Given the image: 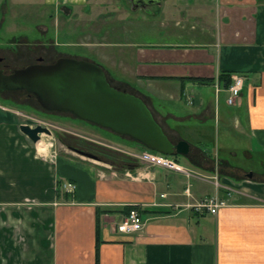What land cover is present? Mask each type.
Masks as SVG:
<instances>
[{
	"label": "crops",
	"instance_id": "1",
	"mask_svg": "<svg viewBox=\"0 0 264 264\" xmlns=\"http://www.w3.org/2000/svg\"><path fill=\"white\" fill-rule=\"evenodd\" d=\"M43 1L51 13L55 7L69 17L78 9L95 22L96 39L79 42L93 46L108 82L140 97L167 137L190 149L174 157L177 169L120 147L128 163L66 151L44 157L0 112V264H264V155L252 171L214 155L208 95L212 88L218 108L225 105L218 75H242L235 106L249 148H241L246 157L254 144L264 151V0H119L111 10L103 0ZM154 4L180 28L139 29L127 16L125 6ZM190 177L196 181L188 186ZM213 196L224 201L215 213L196 206ZM131 207L140 210L142 228L117 231Z\"/></svg>",
	"mask_w": 264,
	"mask_h": 264
},
{
	"label": "rangeland",
	"instance_id": "2",
	"mask_svg": "<svg viewBox=\"0 0 264 264\" xmlns=\"http://www.w3.org/2000/svg\"><path fill=\"white\" fill-rule=\"evenodd\" d=\"M114 1L118 2L119 0H103L106 2L105 10L114 9L116 7ZM64 3H68V0H56L55 6ZM150 7L149 9L130 10L125 6L126 11L128 10L127 16L133 17L132 19L139 29H160L166 24L169 25L168 28H180L174 24L177 20L175 15H171V18L160 13L159 6L156 4ZM52 8L55 13L50 12L51 9L47 4H44L43 0H0V70L8 73L14 68L25 67L29 64L52 63L59 57L86 60L89 58V61L98 64L99 61L94 59L96 55L92 49L93 46L79 42L82 38L85 40H89L88 37L90 40L96 39L93 35L96 32L95 22L89 24L82 15L77 14L78 9L68 17V14L63 13L61 9ZM105 10L99 12L98 7L99 13L106 14ZM95 11L91 15L88 13L92 19L95 16ZM165 18H168V21H163L166 20ZM190 24L185 22L187 26ZM84 31H86L84 36H80ZM114 33L111 31L108 37H112ZM222 94L227 102L229 93ZM208 95L211 106L216 107L215 111L212 108L209 115L210 122L214 124L216 130L218 129V136L212 144L215 146L214 155L216 157L218 155L219 158L226 157L233 166H240L250 171L261 169L260 155H264V151L258 150V146L254 144L250 148L252 157H246L243 154L241 147L249 148V141H247L249 138L242 133L244 127L237 125L240 117L237 114L238 106H235V103L224 105L221 101L218 108L212 88L209 89ZM0 112L10 116L9 122L17 134L24 135L19 129L20 124H29L32 127L40 124L49 128L51 134L42 133L39 139L41 140L40 144L50 143L46 151H38L40 148L37 145L38 142H33V147L40 156L52 157L55 155V151L57 153L66 151L77 153L76 155H81L83 158L97 163L118 165L128 163V159L126 156L125 159L124 155L114 147L130 151L144 149L138 140L129 135L116 133L109 128L81 119L69 111L47 110L38 103L33 94L26 90L0 91ZM213 112H215V118L219 112V121H214ZM29 141L31 140L29 139ZM224 146H232L235 153L228 154L225 152ZM71 147L91 152L96 155V158L82 155ZM195 181L194 177L188 178V186L190 182L195 183Z\"/></svg>",
	"mask_w": 264,
	"mask_h": 264
},
{
	"label": "water",
	"instance_id": "3",
	"mask_svg": "<svg viewBox=\"0 0 264 264\" xmlns=\"http://www.w3.org/2000/svg\"><path fill=\"white\" fill-rule=\"evenodd\" d=\"M160 0H132L133 6ZM26 90L47 110L69 111L77 117L112 131L133 137L147 148L163 154L186 153L185 140L173 143L154 119L145 102L137 95L112 86L98 64L72 57H59L52 63H35L0 70V91ZM20 131L32 142L42 133L51 134L43 125L20 124ZM89 158L90 152L72 148Z\"/></svg>",
	"mask_w": 264,
	"mask_h": 264
},
{
	"label": "built area",
	"instance_id": "4",
	"mask_svg": "<svg viewBox=\"0 0 264 264\" xmlns=\"http://www.w3.org/2000/svg\"><path fill=\"white\" fill-rule=\"evenodd\" d=\"M243 86V77L239 74H233L231 76V83L227 88L229 96L227 97L228 104L236 103V99L240 95L241 88ZM133 156L137 157L140 161L151 164L158 165L167 168H179V166L168 157L152 152L150 150H144L139 153H131ZM63 187L67 191L73 192L75 189V184L71 181H65ZM224 201L220 200L218 197L213 196L211 198H205L201 202L197 203L196 206L200 208H206L211 213H215L219 206L223 205ZM143 226V220L141 213L135 207L131 208L123 219L116 224V229L122 233H132L140 230Z\"/></svg>",
	"mask_w": 264,
	"mask_h": 264
},
{
	"label": "trees",
	"instance_id": "5",
	"mask_svg": "<svg viewBox=\"0 0 264 264\" xmlns=\"http://www.w3.org/2000/svg\"><path fill=\"white\" fill-rule=\"evenodd\" d=\"M210 80V79H209ZM218 82L221 83L224 87H228L230 85V82H231V78H230V74L229 73H220L218 75ZM140 145H142V147L144 149H148L144 144H142L141 142H139ZM71 148H75V149H78V150H81V151H84L83 149H80V148H76V147H71ZM153 152H156V153H160V152H157V151H154V150H151ZM86 152V151H85ZM91 153V152H90ZM93 154V153H92ZM170 159H172L173 161L175 160L174 157L178 155V153H172V154H163V153H160ZM95 155V154H94ZM96 156V155H95ZM132 208V207H131Z\"/></svg>",
	"mask_w": 264,
	"mask_h": 264
},
{
	"label": "bare ground",
	"instance_id": "6",
	"mask_svg": "<svg viewBox=\"0 0 264 264\" xmlns=\"http://www.w3.org/2000/svg\"><path fill=\"white\" fill-rule=\"evenodd\" d=\"M38 142V147L40 146V148L38 149V151H46L48 145H50V143H45V144H40L41 143V140L37 141Z\"/></svg>",
	"mask_w": 264,
	"mask_h": 264
}]
</instances>
